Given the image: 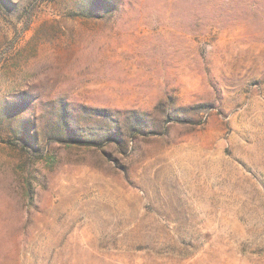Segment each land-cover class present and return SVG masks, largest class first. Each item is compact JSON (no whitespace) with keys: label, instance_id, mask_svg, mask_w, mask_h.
<instances>
[{"label":"rangeland","instance_id":"obj_1","mask_svg":"<svg viewBox=\"0 0 264 264\" xmlns=\"http://www.w3.org/2000/svg\"><path fill=\"white\" fill-rule=\"evenodd\" d=\"M0 264H264V0H0Z\"/></svg>","mask_w":264,"mask_h":264}]
</instances>
